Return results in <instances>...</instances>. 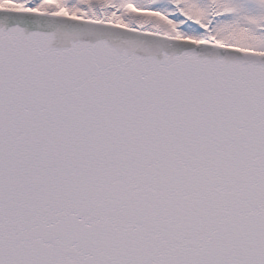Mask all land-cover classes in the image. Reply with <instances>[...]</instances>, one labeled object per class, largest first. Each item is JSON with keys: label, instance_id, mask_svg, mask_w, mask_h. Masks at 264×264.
Wrapping results in <instances>:
<instances>
[{"label": "snow or ice", "instance_id": "obj_1", "mask_svg": "<svg viewBox=\"0 0 264 264\" xmlns=\"http://www.w3.org/2000/svg\"><path fill=\"white\" fill-rule=\"evenodd\" d=\"M0 264H264V0H0Z\"/></svg>", "mask_w": 264, "mask_h": 264}]
</instances>
